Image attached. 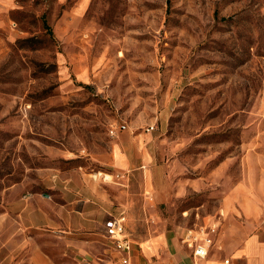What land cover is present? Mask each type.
Here are the masks:
<instances>
[{"label": "rangeland", "instance_id": "374dc122", "mask_svg": "<svg viewBox=\"0 0 264 264\" xmlns=\"http://www.w3.org/2000/svg\"><path fill=\"white\" fill-rule=\"evenodd\" d=\"M126 157L145 165L134 211L169 196L180 241L264 240V0H0V264H74L67 238L24 230L20 201L56 200L61 177L72 196L108 175L110 196Z\"/></svg>", "mask_w": 264, "mask_h": 264}, {"label": "crops", "instance_id": "0c3cea01", "mask_svg": "<svg viewBox=\"0 0 264 264\" xmlns=\"http://www.w3.org/2000/svg\"><path fill=\"white\" fill-rule=\"evenodd\" d=\"M120 151H134L138 158L144 159L138 144L122 147ZM117 166L121 171L117 172L118 181H115L114 192L110 196L108 175L101 180L105 182L104 187L83 177L74 180L73 183L80 184L81 189L72 196L64 191L68 190L70 181L65 177L57 178L56 200L51 196H26L15 214L20 218L21 226L24 230H44L56 233L58 238H67L65 246L70 250L69 257L75 261L74 264L110 263L105 255L109 250L97 235L102 230V238L108 243L103 236L104 221L120 213H125L128 218L126 231L132 239L130 264H264V240L255 234L234 249L210 250L205 258H194L193 247L185 246L157 211L158 206L168 202L169 196L146 192L139 211H134L135 198L129 188L130 171L145 170V165H134V159L126 157ZM96 178L97 175L94 176ZM111 250L117 259L112 245ZM30 262L60 264L50 255L37 253L30 257Z\"/></svg>", "mask_w": 264, "mask_h": 264}, {"label": "built area", "instance_id": "2783aa9c", "mask_svg": "<svg viewBox=\"0 0 264 264\" xmlns=\"http://www.w3.org/2000/svg\"><path fill=\"white\" fill-rule=\"evenodd\" d=\"M122 130L126 127L122 126ZM152 129V128H150ZM128 218L125 213H120L118 216L109 217L103 224V236L109 241L116 252L118 264H130L129 253L132 247V239L127 233L126 228ZM187 242L189 247H193V256L196 259H203L208 255L210 240L204 238L197 241V237H187L184 242Z\"/></svg>", "mask_w": 264, "mask_h": 264}, {"label": "trees", "instance_id": "16d2710c", "mask_svg": "<svg viewBox=\"0 0 264 264\" xmlns=\"http://www.w3.org/2000/svg\"><path fill=\"white\" fill-rule=\"evenodd\" d=\"M43 22H44V26L48 29L49 34L52 35V31L50 30V27L47 25V22L45 21V19L43 20ZM44 196H49V195H47L46 193Z\"/></svg>", "mask_w": 264, "mask_h": 264}]
</instances>
